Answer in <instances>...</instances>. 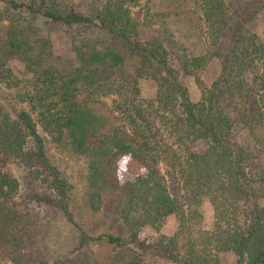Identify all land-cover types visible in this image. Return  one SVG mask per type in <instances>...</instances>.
<instances>
[{
    "label": "trees",
    "instance_id": "16d2710c",
    "mask_svg": "<svg viewBox=\"0 0 264 264\" xmlns=\"http://www.w3.org/2000/svg\"><path fill=\"white\" fill-rule=\"evenodd\" d=\"M5 1L11 8H0V22H9L6 37L0 38V83L22 81L9 65L16 60L30 75L27 87L31 88L20 93L26 105L16 112L0 104V252L10 253L14 264H48L37 262L27 251L30 247L23 234L28 233L29 219L14 200L19 182L6 169L11 161L25 164L44 187L33 194L39 205L60 210L74 222L70 183L49 157L41 127L58 145L87 159L88 201L94 211L102 208L110 175L131 160L143 167L141 174L118 177L115 185L121 194L118 211L127 237L111 232L89 235L79 227L83 241H106L114 248L112 264H152L147 254H162L165 264H220L214 251L234 252L237 264H264V207L257 201L264 197V169L257 171L250 155L233 139L230 118L216 107L214 94L204 95L199 102L190 99L178 71L170 65L163 40H140L139 22L129 7L139 0H102L93 4L90 14L60 0ZM203 3L207 20L224 24V2ZM26 9L66 25L99 27L121 42L99 47L94 32L84 29L72 35L77 61L63 59L52 39L23 17ZM242 38L248 42L241 51L242 63L252 67L261 62L264 77V45L254 35ZM213 56L207 53L183 64L186 69H200ZM142 78L157 83V96L149 106L180 134L177 142L160 141L146 107L135 100ZM92 88L121 97L114 99L109 115L100 112L89 96H82ZM198 140L205 141L204 149H194ZM162 163L180 176L183 199L171 193ZM204 198L214 208L212 230L198 226L204 218L200 212ZM170 216L178 220L172 236L161 232ZM147 226L160 234L156 244L141 238ZM80 262L69 259L62 264Z\"/></svg>",
    "mask_w": 264,
    "mask_h": 264
},
{
    "label": "rangeland",
    "instance_id": "374dc122",
    "mask_svg": "<svg viewBox=\"0 0 264 264\" xmlns=\"http://www.w3.org/2000/svg\"><path fill=\"white\" fill-rule=\"evenodd\" d=\"M62 4L74 7L77 11L90 14L93 4H101L102 0H60ZM226 13L224 24L215 20H207L203 0H139L130 4L133 17L139 22L140 40L159 37L169 51L170 65L178 71L181 83L187 88L190 99L199 102L204 95L214 94L216 107L222 109L230 118L233 139L250 155V162L257 165V171L264 169V77L263 64L256 62L248 67L241 61V51L248 45L242 36H255L257 43L264 45V0H222ZM1 9L11 6L0 0ZM7 9V10H8ZM17 12V10H15ZM23 17L40 29L41 35L52 39L58 56L63 59L76 60L72 50V35L90 29L99 41V47L117 46L121 40L93 25H66L44 18L31 10H24ZM8 21L0 22V38L7 35ZM207 53L214 54L210 62L203 68L186 69L185 59H192ZM137 62V61H136ZM9 65L22 81L18 84L0 83V104L12 112H16L26 103L21 101L20 93L30 89L27 87L29 74L16 60ZM217 81V87L213 83ZM139 92L136 101L147 109V115L154 122L160 141L177 142L180 134L172 131L169 125L159 117L149 104L157 96V83L148 78L138 81ZM213 88V89H212ZM95 88L84 90L83 97L92 99L97 109L108 114L112 110L117 95H106ZM212 90V91H210ZM133 97V94H132ZM118 125L123 121L114 112ZM173 121V120H172ZM43 134L49 157L67 177L70 183L69 210L73 215L71 222L60 210H51L39 205L34 193L43 191L40 181L30 176L29 168L20 161H11L6 169L13 174L19 187L15 201L29 219L28 233L23 234L27 250L37 262L46 260L48 264H62L69 259L82 260L88 264H112L114 248L106 241L93 239L83 241L82 231L89 235L103 232L121 234L127 237L125 225L119 215L118 207L121 198L115 185L117 179L128 175L141 174L143 167L138 161L131 160L118 169L116 175H110V185L104 192V201L99 211L89 206V189L87 182V159L77 155L64 145H58L50 135L39 127ZM205 141L198 140L194 149H204ZM171 193L183 199L182 180L170 169V165L162 163ZM264 207V197L257 199ZM200 212L204 218L198 222L200 228L212 230L214 226V208L207 198L200 204ZM178 220L170 216L164 223L162 233L172 236L177 229ZM197 227V226H196ZM141 238L150 244H156L160 237L152 227H145ZM220 264H237V256L232 251H214ZM146 260L152 264H165L167 259L162 254H147ZM80 262L79 264H82ZM0 264H14L9 254L0 252Z\"/></svg>",
    "mask_w": 264,
    "mask_h": 264
}]
</instances>
